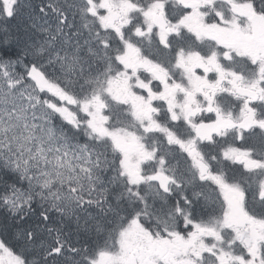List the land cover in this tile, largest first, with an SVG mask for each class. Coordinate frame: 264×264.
Listing matches in <instances>:
<instances>
[{"label":"snow or ice","instance_id":"obj_1","mask_svg":"<svg viewBox=\"0 0 264 264\" xmlns=\"http://www.w3.org/2000/svg\"><path fill=\"white\" fill-rule=\"evenodd\" d=\"M0 211V264H264V0H0Z\"/></svg>","mask_w":264,"mask_h":264},{"label":"trees","instance_id":"obj_2","mask_svg":"<svg viewBox=\"0 0 264 264\" xmlns=\"http://www.w3.org/2000/svg\"><path fill=\"white\" fill-rule=\"evenodd\" d=\"M33 1H36L37 4L42 3V0H33ZM33 1L31 0V3L34 5V2H33ZM36 2H35V3H36ZM2 214H3V212H2ZM0 220H3V218H0Z\"/></svg>","mask_w":264,"mask_h":264},{"label":"rangeland","instance_id":"obj_3","mask_svg":"<svg viewBox=\"0 0 264 264\" xmlns=\"http://www.w3.org/2000/svg\"><path fill=\"white\" fill-rule=\"evenodd\" d=\"M34 5H37V4H34ZM16 27H17V22L14 21L12 24V28L15 29Z\"/></svg>","mask_w":264,"mask_h":264},{"label":"bare ground","instance_id":"obj_4","mask_svg":"<svg viewBox=\"0 0 264 264\" xmlns=\"http://www.w3.org/2000/svg\"><path fill=\"white\" fill-rule=\"evenodd\" d=\"M34 4H37V2H36V3H34Z\"/></svg>","mask_w":264,"mask_h":264}]
</instances>
